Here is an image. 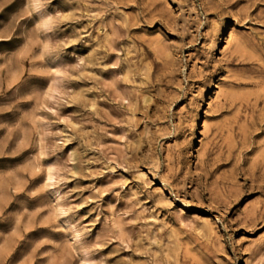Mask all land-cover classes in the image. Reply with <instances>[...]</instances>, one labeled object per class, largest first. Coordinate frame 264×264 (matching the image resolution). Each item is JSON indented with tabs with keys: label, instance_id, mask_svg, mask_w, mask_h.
Wrapping results in <instances>:
<instances>
[{
	"label": "rangeland",
	"instance_id": "374dc122",
	"mask_svg": "<svg viewBox=\"0 0 264 264\" xmlns=\"http://www.w3.org/2000/svg\"><path fill=\"white\" fill-rule=\"evenodd\" d=\"M0 264H264V0H0Z\"/></svg>",
	"mask_w": 264,
	"mask_h": 264
},
{
	"label": "bare ground",
	"instance_id": "6f19581e",
	"mask_svg": "<svg viewBox=\"0 0 264 264\" xmlns=\"http://www.w3.org/2000/svg\"><path fill=\"white\" fill-rule=\"evenodd\" d=\"M204 122V121H203ZM204 123H206V122H204Z\"/></svg>",
	"mask_w": 264,
	"mask_h": 264
}]
</instances>
